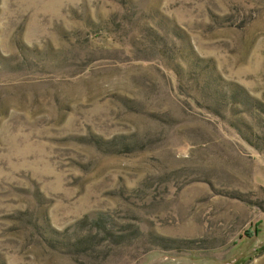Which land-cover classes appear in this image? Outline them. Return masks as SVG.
<instances>
[{
  "label": "rangeland",
  "instance_id": "obj_1",
  "mask_svg": "<svg viewBox=\"0 0 264 264\" xmlns=\"http://www.w3.org/2000/svg\"><path fill=\"white\" fill-rule=\"evenodd\" d=\"M0 264H264V0H0Z\"/></svg>",
  "mask_w": 264,
  "mask_h": 264
}]
</instances>
